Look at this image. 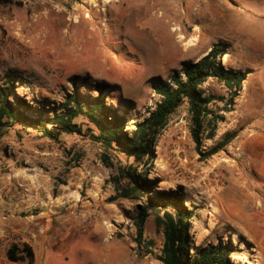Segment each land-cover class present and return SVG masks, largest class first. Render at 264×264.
I'll list each match as a JSON object with an SVG mask.
<instances>
[{
  "label": "rangeland",
  "instance_id": "1",
  "mask_svg": "<svg viewBox=\"0 0 264 264\" xmlns=\"http://www.w3.org/2000/svg\"><path fill=\"white\" fill-rule=\"evenodd\" d=\"M217 8L215 0H0V85L6 71H15L17 96L32 107L59 103L74 86L97 96L94 86L104 85L108 105L131 104L132 123L147 117L158 100L151 88L155 79H168L183 62L224 45L223 67L248 75L232 103L216 79L201 86L214 111L229 109L219 112L224 122L201 151L230 133L237 136L200 161L182 105L158 138L148 179L160 191L181 190L186 206L194 207L190 237L195 247L230 241L236 246L232 264H263L260 249L239 234L219 199L227 187H239L264 204V176L254 164L246 166L245 148L264 150V19L256 18L264 12V0H242L241 10L222 19ZM232 20L247 34L232 36L226 28ZM75 122L84 130L90 127L82 118ZM101 152L97 143L75 133L51 141L20 125L4 129L0 264H27L8 259L7 251L29 241L34 264H162L156 257L163 233L155 216L144 225L143 239L153 243L147 253L136 244L128 219L139 203L111 200L110 178L124 158H112L114 166L108 168ZM71 210L80 216L67 217Z\"/></svg>",
  "mask_w": 264,
  "mask_h": 264
},
{
  "label": "trees",
  "instance_id": "2",
  "mask_svg": "<svg viewBox=\"0 0 264 264\" xmlns=\"http://www.w3.org/2000/svg\"><path fill=\"white\" fill-rule=\"evenodd\" d=\"M227 48L215 44L201 58L183 62L168 79H155L151 88L158 96L147 117L130 123L131 104L108 105L102 97L107 86L95 85L97 96L84 95L78 87L66 93L59 103H47L32 107L17 96L15 84L17 73L8 70L0 85V137L5 128L20 125L31 129L42 137L57 141L62 134H78L97 143L101 149V162L113 168L119 156L124 164L116 166V174L110 178L115 196L111 199L139 203L135 216L128 217L135 229V242L151 253L152 241L143 239L144 225L150 215L155 216L156 225L162 228L163 244L156 257L162 264H232L231 256L236 246L230 241L195 247L190 237L191 224L196 217L193 208L186 206L181 190L160 191L155 181L148 179L152 163L156 158L158 138L166 129L170 116L182 105L190 122V135L200 161H206L219 153L237 136L236 132L226 135L207 151H201L204 140H212L219 125L224 122L226 107L216 112L211 107V97L204 95L201 86L208 79L220 82L232 103L242 90L248 73L225 69L222 58ZM84 119L90 127L85 130L75 120ZM141 169V170H140ZM12 261L34 263V252L28 244L13 246L7 251Z\"/></svg>",
  "mask_w": 264,
  "mask_h": 264
},
{
  "label": "crops",
  "instance_id": "3",
  "mask_svg": "<svg viewBox=\"0 0 264 264\" xmlns=\"http://www.w3.org/2000/svg\"><path fill=\"white\" fill-rule=\"evenodd\" d=\"M215 1L217 4L221 5V9L217 8L220 19L225 18L227 13L229 14L230 12L241 10L240 4L242 0ZM258 17L261 20L264 19V12L258 14L256 18ZM234 20H232V23L227 24L226 26L227 29L229 28L231 30L232 36H237L239 34L246 35L247 33L245 32L244 26L240 25L241 28L238 26L236 27V24L233 22ZM236 20H238V18ZM221 29L223 33L224 25ZM194 32L196 33V31ZM245 148L247 149V155L249 157V159L247 158L248 164L246 166L248 167L250 163L254 164V168L257 170V172L261 174V176H264V150H262V152H257V150L254 151L251 145H247ZM258 180L260 179L255 178V182H259ZM263 182L264 177L261 179L260 183ZM241 184L242 183L240 182L239 185ZM221 195L222 196L221 199H219V202L221 201L223 203L221 205L222 211H224L228 216H231L230 222L235 226V228H237L239 234L249 242L255 244L258 249H260L263 255L262 260L264 264V204L251 196L252 193L247 189L241 190L239 187H227L225 191L221 193ZM40 216L42 215H38L37 218H40ZM29 242V246L31 247L32 241Z\"/></svg>",
  "mask_w": 264,
  "mask_h": 264
},
{
  "label": "built area",
  "instance_id": "4",
  "mask_svg": "<svg viewBox=\"0 0 264 264\" xmlns=\"http://www.w3.org/2000/svg\"><path fill=\"white\" fill-rule=\"evenodd\" d=\"M41 204H42V205H45L44 202H42ZM79 214H81V212H80V213H76L75 211H72V210H71V211L69 212V214L66 215V216H67V217H77V215L80 216Z\"/></svg>",
  "mask_w": 264,
  "mask_h": 264
},
{
  "label": "bare ground",
  "instance_id": "5",
  "mask_svg": "<svg viewBox=\"0 0 264 264\" xmlns=\"http://www.w3.org/2000/svg\"><path fill=\"white\" fill-rule=\"evenodd\" d=\"M176 30V29H175ZM141 48H142V46H141Z\"/></svg>",
  "mask_w": 264,
  "mask_h": 264
}]
</instances>
